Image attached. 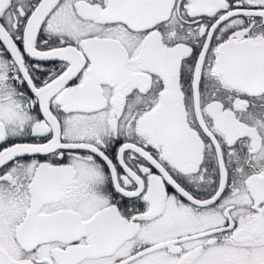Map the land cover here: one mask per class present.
Instances as JSON below:
<instances>
[{"label": "snow or ice", "instance_id": "1", "mask_svg": "<svg viewBox=\"0 0 264 264\" xmlns=\"http://www.w3.org/2000/svg\"><path fill=\"white\" fill-rule=\"evenodd\" d=\"M0 264H264V0H0Z\"/></svg>", "mask_w": 264, "mask_h": 264}]
</instances>
